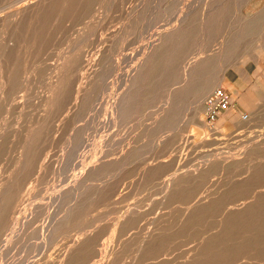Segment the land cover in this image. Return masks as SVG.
Returning <instances> with one entry per match:
<instances>
[{"label": "rangeland", "instance_id": "1", "mask_svg": "<svg viewBox=\"0 0 264 264\" xmlns=\"http://www.w3.org/2000/svg\"><path fill=\"white\" fill-rule=\"evenodd\" d=\"M0 264H264V0H0Z\"/></svg>", "mask_w": 264, "mask_h": 264}, {"label": "built area", "instance_id": "2", "mask_svg": "<svg viewBox=\"0 0 264 264\" xmlns=\"http://www.w3.org/2000/svg\"><path fill=\"white\" fill-rule=\"evenodd\" d=\"M231 105L230 95L221 87L215 88L204 102L205 118L209 123H214L219 114Z\"/></svg>", "mask_w": 264, "mask_h": 264}, {"label": "crops", "instance_id": "3", "mask_svg": "<svg viewBox=\"0 0 264 264\" xmlns=\"http://www.w3.org/2000/svg\"><path fill=\"white\" fill-rule=\"evenodd\" d=\"M259 1H261V0H259ZM225 75V74H224ZM240 77H241V75H239ZM243 76V75H242ZM226 80V75L225 76H223V79H222V84L224 83V81Z\"/></svg>", "mask_w": 264, "mask_h": 264}, {"label": "bare ground", "instance_id": "4", "mask_svg": "<svg viewBox=\"0 0 264 264\" xmlns=\"http://www.w3.org/2000/svg\"><path fill=\"white\" fill-rule=\"evenodd\" d=\"M236 120V119H235Z\"/></svg>", "mask_w": 264, "mask_h": 264}]
</instances>
